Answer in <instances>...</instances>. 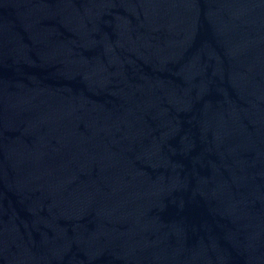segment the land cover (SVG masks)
<instances>
[{"label":"water","instance_id":"water-1","mask_svg":"<svg viewBox=\"0 0 264 264\" xmlns=\"http://www.w3.org/2000/svg\"><path fill=\"white\" fill-rule=\"evenodd\" d=\"M0 264H264V0H0Z\"/></svg>","mask_w":264,"mask_h":264}]
</instances>
